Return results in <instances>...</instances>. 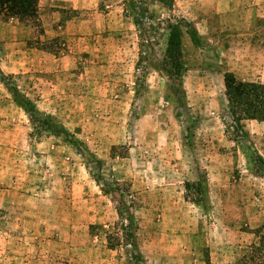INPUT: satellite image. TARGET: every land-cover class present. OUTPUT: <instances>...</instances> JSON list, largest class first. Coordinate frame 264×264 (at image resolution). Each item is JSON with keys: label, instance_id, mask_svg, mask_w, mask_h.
<instances>
[{"label": "rangeland", "instance_id": "rangeland-1", "mask_svg": "<svg viewBox=\"0 0 264 264\" xmlns=\"http://www.w3.org/2000/svg\"><path fill=\"white\" fill-rule=\"evenodd\" d=\"M226 72L264 83V0H38L37 19H0V264L237 260L264 226V120L235 131Z\"/></svg>", "mask_w": 264, "mask_h": 264}, {"label": "trees", "instance_id": "trees-1", "mask_svg": "<svg viewBox=\"0 0 264 264\" xmlns=\"http://www.w3.org/2000/svg\"><path fill=\"white\" fill-rule=\"evenodd\" d=\"M37 1L0 0V19L16 18L21 21L28 18L37 19ZM166 51L174 63L180 65V34L175 26H172L168 32ZM223 84L235 131L239 132L240 135L244 134L241 125V121L244 119L264 120V83L256 80H239L232 73L226 72L223 75ZM188 186L186 183V189ZM128 208L127 206L125 210L127 214ZM117 212L120 214L119 209ZM128 218L129 224L122 228L123 235L125 236V243L130 246V253L134 259H137L140 255L133 233L125 230L130 229V227L133 228V223L130 222L132 219ZM229 264H264V226L256 230L255 240L246 245L238 259Z\"/></svg>", "mask_w": 264, "mask_h": 264}]
</instances>
